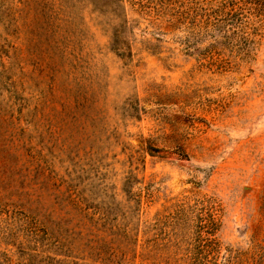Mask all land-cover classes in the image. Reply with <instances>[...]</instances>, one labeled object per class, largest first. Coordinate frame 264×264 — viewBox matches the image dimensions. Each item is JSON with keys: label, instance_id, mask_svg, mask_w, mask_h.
Segmentation results:
<instances>
[{"label": "rangeland", "instance_id": "374dc122", "mask_svg": "<svg viewBox=\"0 0 264 264\" xmlns=\"http://www.w3.org/2000/svg\"><path fill=\"white\" fill-rule=\"evenodd\" d=\"M0 0V264H264V0Z\"/></svg>", "mask_w": 264, "mask_h": 264}, {"label": "trees", "instance_id": "16d2710c", "mask_svg": "<svg viewBox=\"0 0 264 264\" xmlns=\"http://www.w3.org/2000/svg\"><path fill=\"white\" fill-rule=\"evenodd\" d=\"M115 2H117L118 4H126V3H129L130 5H132L133 8H137L138 7V0H113Z\"/></svg>", "mask_w": 264, "mask_h": 264}]
</instances>
